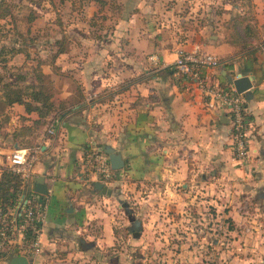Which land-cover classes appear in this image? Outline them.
Wrapping results in <instances>:
<instances>
[{"label": "crops", "instance_id": "crops-1", "mask_svg": "<svg viewBox=\"0 0 264 264\" xmlns=\"http://www.w3.org/2000/svg\"><path fill=\"white\" fill-rule=\"evenodd\" d=\"M254 3L257 39L245 51L227 42L221 30L172 44L156 34L152 40L131 38L127 42L129 53L109 49V67L96 65V60H103L100 52L92 64L81 62L84 68L80 70L73 72L66 65L83 101L80 108L62 113L51 135L45 134L46 126H31L37 118L34 112L25 113L16 103L7 106V117L0 120V175L6 168L2 155L19 142L32 140L40 152L32 165L29 187L32 189L40 176L47 189L45 195L38 194L46 205L32 264H99V254L114 239L109 211L120 203L123 185L130 191L137 184L165 190L171 198H161L162 204L174 206L178 222L190 216L182 214L184 205H211L217 197L221 203V190L228 184L253 187L249 178L236 183L250 172L258 173L264 162V0ZM208 26L214 28L211 23ZM192 44L220 60L221 65L209 69V74L221 86L228 85L223 73L253 77L251 98L244 99V160L239 161L233 153L224 111L210 106L199 90L175 78L170 70L175 50L189 49ZM145 51L155 54L158 62L147 63ZM61 89V98L71 94L67 82ZM21 127L29 130L21 131ZM88 143L101 150L106 145L124 160L123 167L114 170L105 192L95 190L94 181L85 179L81 172V155ZM214 189H220V196L215 192V198H206ZM199 214L202 220L209 215ZM5 254L0 258L2 263L16 255L10 251Z\"/></svg>", "mask_w": 264, "mask_h": 264}, {"label": "rangeland", "instance_id": "rangeland-1", "mask_svg": "<svg viewBox=\"0 0 264 264\" xmlns=\"http://www.w3.org/2000/svg\"><path fill=\"white\" fill-rule=\"evenodd\" d=\"M2 1L10 6V15L0 19V47L22 46L27 56L4 52L0 81L13 83L20 75L24 80L16 81L18 84H32L30 70L36 61L50 62L41 65V70L51 76L56 100L64 94L63 83L71 91L78 85L66 65L74 72L84 68L81 62H95L100 52L103 60H96V65L109 67L107 51L129 53L127 42L134 37L152 40L160 34L163 42L166 39L172 44L202 38L211 31L225 32V22L243 18L242 22L250 23L256 6L254 0H103L105 5L98 10L96 0ZM210 23L214 28H209ZM144 53L152 65L150 53ZM6 110L0 97L2 121ZM31 141L19 147L32 148ZM2 156L5 163V154ZM247 176L236 184L249 178L254 188L228 184L222 194L214 189L206 198L221 194V203L217 197L211 205H184L182 214L190 216L179 222L174 206L162 204L161 198H171L165 190L137 184L130 191L123 185L120 203L109 211L114 239L99 254V264H264V162L258 173ZM199 213L209 215L202 220ZM133 220L142 223L138 237L126 231ZM0 264H7L6 259Z\"/></svg>", "mask_w": 264, "mask_h": 264}, {"label": "built area", "instance_id": "built-area-1", "mask_svg": "<svg viewBox=\"0 0 264 264\" xmlns=\"http://www.w3.org/2000/svg\"><path fill=\"white\" fill-rule=\"evenodd\" d=\"M149 59L154 64L158 62L155 54H151ZM220 65L219 59L202 50L198 44H192L189 49L175 50L170 70L175 78L199 90L210 106L224 111L230 124L233 153L241 161L247 157L245 100L230 85L221 86L210 76L209 69L218 68ZM57 123V119L51 120L46 125L45 134H53ZM39 152L38 146L18 147L5 155L6 168L18 175L20 190L11 206L0 208V252L10 251L11 254L27 257L35 252L36 238L46 205L29 187L32 165ZM81 167L85 179L105 186L114 177V170L110 168L106 154L94 143H88L83 149ZM27 232L33 235L30 242L25 237Z\"/></svg>", "mask_w": 264, "mask_h": 264}, {"label": "trees", "instance_id": "trees-1", "mask_svg": "<svg viewBox=\"0 0 264 264\" xmlns=\"http://www.w3.org/2000/svg\"><path fill=\"white\" fill-rule=\"evenodd\" d=\"M98 4V10H101L105 5L103 0H96ZM134 11H131L133 13ZM10 15V6L4 1L0 0V19H3ZM241 20H231L225 22V40L231 45L238 48L239 51H245L253 47L255 39H257V31L253 23L254 17L248 19L249 22H242ZM23 43V42H22ZM61 51V50H59ZM4 52L16 54L22 52L27 56L25 47H0V56ZM58 52V51H56ZM0 61H5L3 58ZM49 64L44 60H37L35 66L31 68V75L34 83L32 84H18L16 81H23L24 77L17 75L16 81L1 82L0 81V97L2 103L5 106H10L13 103L20 104L23 106L25 113L34 112L37 118L32 120L31 126L33 128H40L48 124L53 119H59L64 111H72L78 109L81 102L83 101V95L78 85L74 84L71 94L67 98L58 97L56 100V94L54 90L53 80L49 74L43 73L41 65ZM54 71V70H53ZM57 73V70L54 71ZM80 108V107H79ZM23 119V117H21ZM29 128L21 127L20 130L24 131ZM26 142H19L25 146ZM20 190V183L18 175L10 172L7 168H4L0 175V208L6 209L11 206L16 198L18 191ZM27 242L32 241L33 235L29 232L25 235ZM5 257V252H0V258ZM9 257V256H8Z\"/></svg>", "mask_w": 264, "mask_h": 264}, {"label": "water", "instance_id": "water-1", "mask_svg": "<svg viewBox=\"0 0 264 264\" xmlns=\"http://www.w3.org/2000/svg\"><path fill=\"white\" fill-rule=\"evenodd\" d=\"M225 81L228 85H230L236 93H241L245 100H249L251 98V80L252 76L237 73L234 76L223 73ZM229 122V120H228ZM18 145H15L14 148H18ZM102 151L106 154L108 163L112 170H119L123 167L124 160L120 157V155L114 152L108 146H104ZM93 188L95 190H100L102 192L106 191V186L101 184L100 182H93ZM32 190L40 195H45L47 193V189L45 184H43L42 177H38L35 180V184ZM140 222L139 220H133L130 222V225L126 227L127 232L132 233L133 237L139 236ZM33 258L31 256L24 255H13L7 259V264H32Z\"/></svg>", "mask_w": 264, "mask_h": 264}]
</instances>
